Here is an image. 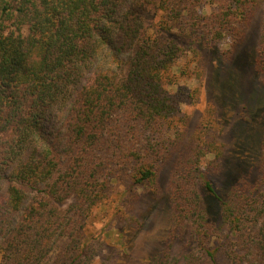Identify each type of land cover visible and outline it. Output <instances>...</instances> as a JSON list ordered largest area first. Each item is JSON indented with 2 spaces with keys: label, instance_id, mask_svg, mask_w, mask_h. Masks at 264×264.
I'll list each match as a JSON object with an SVG mask.
<instances>
[{
  "label": "trees",
  "instance_id": "16d2710c",
  "mask_svg": "<svg viewBox=\"0 0 264 264\" xmlns=\"http://www.w3.org/2000/svg\"><path fill=\"white\" fill-rule=\"evenodd\" d=\"M263 3L0 0V264H94V216L139 226L115 191L126 185L132 211L172 159L171 223L190 232L176 262L264 264V127L257 179L220 195L215 110L188 135L181 108L197 93L181 82L200 79L202 48L225 43L229 60ZM253 63L264 76V16Z\"/></svg>",
  "mask_w": 264,
  "mask_h": 264
},
{
  "label": "rangeland",
  "instance_id": "374dc122",
  "mask_svg": "<svg viewBox=\"0 0 264 264\" xmlns=\"http://www.w3.org/2000/svg\"><path fill=\"white\" fill-rule=\"evenodd\" d=\"M263 16L264 3L256 10L242 43L229 60L223 57L225 43L202 48L200 79L181 82L189 89L197 88L193 97L182 98V115L189 117L188 135L208 119L210 108L215 110L219 140L225 149L220 171L211 176L210 182L220 195L242 176L249 182L258 176L264 127V76L255 72L253 61ZM66 116L67 108L56 111L47 126L60 130ZM172 163L173 159L162 167L156 187L139 189L138 197L130 205L132 211L127 205L130 195L126 185H119L115 191L120 216H136L139 226L126 225L123 218L118 219L112 213L94 216L87 229V235L96 238L100 245L94 264H153L155 256L166 257L169 264H179L176 260L188 243L190 232L180 233L171 223L168 185ZM4 192H0V197L4 198ZM212 245L221 249L217 241Z\"/></svg>",
  "mask_w": 264,
  "mask_h": 264
}]
</instances>
